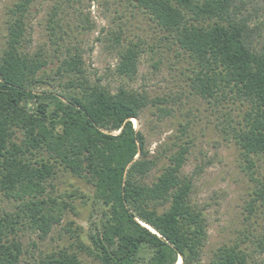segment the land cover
Wrapping results in <instances>:
<instances>
[{
  "label": "trees",
  "instance_id": "1",
  "mask_svg": "<svg viewBox=\"0 0 264 264\" xmlns=\"http://www.w3.org/2000/svg\"><path fill=\"white\" fill-rule=\"evenodd\" d=\"M35 1L18 0L11 8L0 53V192L20 201L16 213L0 214V264L22 261L25 249L17 232L24 223L45 237L61 222L63 207L45 196L46 184L59 172L92 187L87 205L96 210L88 242L79 237L78 251L63 248L35 264H88L80 252L98 264H177L180 259L201 264L208 220L192 201L193 179L183 173L189 146L179 145L157 180L147 183L158 159L150 156L133 120L159 100L126 87L113 92L93 81L75 45L55 57L31 52L28 18ZM128 1L192 60L189 81L196 95L239 110L227 127L253 174L256 158L264 157L259 0ZM142 50L132 44L122 49L119 76L136 77ZM256 195L264 200V185ZM61 204L76 208L72 200ZM249 258L239 244L224 245L210 264H248Z\"/></svg>",
  "mask_w": 264,
  "mask_h": 264
},
{
  "label": "rangeland",
  "instance_id": "2",
  "mask_svg": "<svg viewBox=\"0 0 264 264\" xmlns=\"http://www.w3.org/2000/svg\"><path fill=\"white\" fill-rule=\"evenodd\" d=\"M17 1L0 0V53L9 11ZM257 7L264 13V0H259ZM165 35L128 0H36L28 18L27 47L33 53L55 57L75 45L93 81L113 92L126 87L159 100L160 104L148 106L140 119L133 120L146 137L150 156L158 159L145 181L152 184L157 180L169 164L168 156L179 145L187 144L183 173L193 179L192 201L205 211L208 220V241L201 264H210L218 248L236 244L250 254L248 264H264V200L256 195L258 187L264 185V157L256 158L253 174L248 171L232 127H227L231 118L238 119L239 110L227 101L214 104L193 92L189 81L192 60ZM130 44L143 49L133 79L117 73L120 52ZM46 185L45 196L56 198L63 207L61 222L45 237L27 222L21 226L17 238L25 254L20 264H35L63 248L76 250L79 237L88 242L89 219L96 210L90 209L91 203L87 205L92 187L67 172H59ZM75 189L76 195L71 198ZM68 200L76 206L74 210L61 204ZM19 205L20 201L0 192V214L16 213ZM80 253L88 264H98L93 256Z\"/></svg>",
  "mask_w": 264,
  "mask_h": 264
},
{
  "label": "bare ground",
  "instance_id": "3",
  "mask_svg": "<svg viewBox=\"0 0 264 264\" xmlns=\"http://www.w3.org/2000/svg\"><path fill=\"white\" fill-rule=\"evenodd\" d=\"M177 264H181V259L179 260V262Z\"/></svg>",
  "mask_w": 264,
  "mask_h": 264
},
{
  "label": "water",
  "instance_id": "4",
  "mask_svg": "<svg viewBox=\"0 0 264 264\" xmlns=\"http://www.w3.org/2000/svg\"><path fill=\"white\" fill-rule=\"evenodd\" d=\"M181 264H182V260H181Z\"/></svg>",
  "mask_w": 264,
  "mask_h": 264
}]
</instances>
